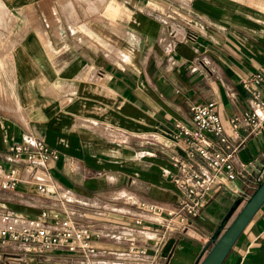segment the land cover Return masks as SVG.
Listing matches in <instances>:
<instances>
[{"label":"crops","instance_id":"obj_1","mask_svg":"<svg viewBox=\"0 0 264 264\" xmlns=\"http://www.w3.org/2000/svg\"><path fill=\"white\" fill-rule=\"evenodd\" d=\"M6 1L29 17L18 22L13 51L0 54V164L29 138L60 158L49 165L46 193L36 183L0 188V213L47 211L51 221L67 210L99 235L90 254L7 242L0 264H196L232 205L264 180V122L256 130L241 123L232 138L236 180L198 217L170 223L166 211L179 209L170 156L186 157L176 124L192 128L191 108L210 102L226 126L251 110L243 82L264 69V0H70L73 9L68 0ZM57 190L69 193L65 208ZM137 218L148 229L136 228ZM132 240L147 254L130 253ZM224 264H264V205Z\"/></svg>","mask_w":264,"mask_h":264},{"label":"built area","instance_id":"obj_2","mask_svg":"<svg viewBox=\"0 0 264 264\" xmlns=\"http://www.w3.org/2000/svg\"><path fill=\"white\" fill-rule=\"evenodd\" d=\"M243 88L251 96V110L232 119L229 126L223 123L214 102L191 108L192 128L182 123L176 124L178 139L185 142L186 157L175 153L170 156L176 170L172 181L179 191V209L166 211L170 223L176 218L183 223L188 216L198 217L208 197L218 187L226 181L236 180L234 161L240 143L233 142L232 138H239L241 123H247L256 130L264 122V69L244 81ZM6 153L5 162L0 164L1 189L16 190L22 183H36L39 191L46 193L52 187L49 165L60 158L56 149L44 141L29 138L27 143L12 144ZM57 193L58 205L65 208L70 201L69 193L63 190H57ZM141 207L160 214L165 212L163 206L155 203L143 202ZM40 215L38 218L13 212L0 213V245L13 242L18 249L27 247L38 252L58 249L85 254L95 252L93 240L99 234L90 227L75 223L69 211L65 210V214L56 211L51 221L44 220L48 216L47 211H42ZM133 225L142 230L148 229L140 218L135 219ZM125 234H129L125 229L119 233L120 236ZM128 249L133 254H147V248L133 240ZM4 257L9 258V255L0 252V260ZM24 259L25 256L19 257L20 261L27 262Z\"/></svg>","mask_w":264,"mask_h":264},{"label":"water","instance_id":"obj_3","mask_svg":"<svg viewBox=\"0 0 264 264\" xmlns=\"http://www.w3.org/2000/svg\"><path fill=\"white\" fill-rule=\"evenodd\" d=\"M240 203L241 199H238L228 210L211 235L205 247V255L196 264H224L246 226L264 205V180L257 185L233 217Z\"/></svg>","mask_w":264,"mask_h":264},{"label":"rangeland","instance_id":"obj_4","mask_svg":"<svg viewBox=\"0 0 264 264\" xmlns=\"http://www.w3.org/2000/svg\"><path fill=\"white\" fill-rule=\"evenodd\" d=\"M5 5V16L3 21L0 22V54L2 53H10L13 51L12 48H14L13 44V36L18 32V22L19 21H25L28 20V14H18L14 11V9L9 6L12 4H8L6 0H2ZM2 1L0 0V5H3ZM62 2V1H61ZM65 8H71L73 9V2L68 0L65 2ZM73 15L76 16V14L73 12ZM24 16V17H23ZM2 60L3 58L0 57ZM4 78L0 77V93L3 90L4 87ZM242 207V204L238 206V209L236 210L233 217L238 213L239 209ZM232 217V218H233Z\"/></svg>","mask_w":264,"mask_h":264}]
</instances>
